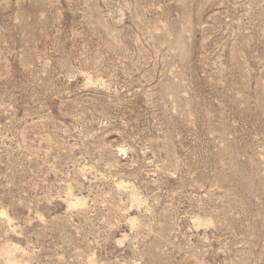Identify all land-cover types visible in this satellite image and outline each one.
<instances>
[{
	"label": "rangeland",
	"instance_id": "1",
	"mask_svg": "<svg viewBox=\"0 0 264 264\" xmlns=\"http://www.w3.org/2000/svg\"><path fill=\"white\" fill-rule=\"evenodd\" d=\"M6 244L264 264V0H0Z\"/></svg>",
	"mask_w": 264,
	"mask_h": 264
},
{
	"label": "bare ground",
	"instance_id": "2",
	"mask_svg": "<svg viewBox=\"0 0 264 264\" xmlns=\"http://www.w3.org/2000/svg\"><path fill=\"white\" fill-rule=\"evenodd\" d=\"M122 151L124 152V149ZM72 202H75V205H81L82 199L76 198L74 199V201H71V203ZM18 249L20 248L12 244H6L2 246L0 249V264H21V259L18 260L19 258L16 257L17 255H15L17 253H15V251H17Z\"/></svg>",
	"mask_w": 264,
	"mask_h": 264
}]
</instances>
